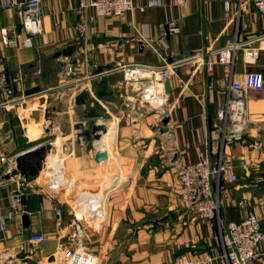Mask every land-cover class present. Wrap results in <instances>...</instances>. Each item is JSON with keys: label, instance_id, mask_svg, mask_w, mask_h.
<instances>
[{"label": "crops", "instance_id": "1", "mask_svg": "<svg viewBox=\"0 0 264 264\" xmlns=\"http://www.w3.org/2000/svg\"><path fill=\"white\" fill-rule=\"evenodd\" d=\"M81 1H43V33L25 47L16 36L24 6L0 0V77L12 86V96L0 87V207L6 211L15 204L17 212L0 240V264H61L59 254L73 251L81 240L87 252L99 256V264H174L181 255H213L221 247L218 221L187 213L180 201L179 167L195 163L200 153L216 160L223 151L240 177L234 184L214 183L223 223L243 219L245 208L238 204L244 201L264 230V45L254 64L245 63L242 49L230 64L209 53L223 48L229 35L239 42L264 35V18L254 4L133 0V10L120 17L87 9L80 33L76 9ZM8 39L16 43L7 44ZM260 41L264 37L254 45ZM69 46L72 56L62 53ZM196 53L199 61L192 60ZM184 54L169 79L172 109L164 124L159 109L149 108L130 87H142L146 80L127 83L126 68L160 67L163 59L170 63ZM209 61L214 62L211 75ZM103 67L109 70L100 72ZM140 73L151 71L141 67ZM235 80L249 91L250 124L241 140L223 143L218 111ZM34 88L38 93L27 96ZM79 122L111 127L113 141L103 146L107 160L95 157L98 140L78 141L74 125ZM64 127L69 131L63 133ZM47 142L56 144L48 157L56 170L63 169L64 158L72 193L53 181L57 173L49 165L28 179L19 173L7 178L18 155ZM54 198L65 210L61 227L51 206ZM36 234L46 240L32 242ZM117 248V258L110 260ZM259 249L254 264H264V243Z\"/></svg>", "mask_w": 264, "mask_h": 264}, {"label": "built area", "instance_id": "2", "mask_svg": "<svg viewBox=\"0 0 264 264\" xmlns=\"http://www.w3.org/2000/svg\"><path fill=\"white\" fill-rule=\"evenodd\" d=\"M45 0H26L23 3H18L17 0H8V4L18 3L24 6L20 32L16 36L23 38L22 44L25 47H30L33 44V39L43 33L41 19V4ZM181 4L183 0H175ZM243 1V0H241ZM258 12L264 18V0H250ZM156 4V1L152 2ZM230 4L226 3V8L229 9ZM92 8L96 16L105 17H120L124 13L132 11L134 8L133 0H82L79 7L76 9L81 21L77 25L78 32L84 31V19L87 9ZM170 24V28L174 25ZM57 29H59L57 27ZM259 38H251L247 41L239 42L234 36H226V45L218 50L209 51L210 54H219L220 62L230 64L233 54L238 49L243 50V58L246 64H254L257 61L259 52L263 48L264 42L260 41L257 45L255 42ZM6 43H16L15 39L7 40ZM201 53H196L192 60L199 61ZM183 60L168 62L163 59V65L160 67H144V66H128L126 68L125 80L127 83H140L146 80V84L142 87L130 85L132 91L138 90L136 94L149 108L159 109L160 114L165 115L172 109L168 103V94L164 89V82L170 79L175 73L179 64ZM206 70L209 75L214 71V62H206ZM145 68L150 70V74H142L140 70ZM69 71H72V66H69ZM9 79L1 76L0 87L11 82ZM20 79L13 78V83H19ZM254 87L261 88V77L257 75L254 78ZM248 98L249 91L247 87L240 81H232L228 88V97L226 103L218 111V119L220 122L219 131L221 133L222 142L241 140L250 124L248 115ZM65 173L57 172L54 177L55 182H60L67 191L73 192V184L65 180ZM240 179L236 172V167L233 160L223 151L219 154L216 160L207 153H200L199 158L195 163L182 164L178 170V180L180 186V201L184 211L189 214L201 218L203 220L218 221L219 225V240L220 249L215 250L213 255L207 258L191 257L181 255L174 264H254L261 257L260 246L264 243V230L261 221L256 213L247 209V204L244 201L239 202L241 208H245V216L236 223L230 222L224 224L219 216L220 202L214 190V183L234 184ZM51 206L55 209L58 217L57 226L64 225L63 216L65 210L59 205V199L51 200ZM15 204L12 209L4 210L0 207V240H4V234L8 229V221L16 215ZM79 225H76V230ZM75 230V231H76ZM46 240L44 234H36L31 236V241L42 243ZM57 259L56 256H54ZM59 259L62 264H99L100 258L98 255L87 252L80 241L77 248L73 251H62L59 254Z\"/></svg>", "mask_w": 264, "mask_h": 264}, {"label": "water", "instance_id": "3", "mask_svg": "<svg viewBox=\"0 0 264 264\" xmlns=\"http://www.w3.org/2000/svg\"><path fill=\"white\" fill-rule=\"evenodd\" d=\"M168 30V28H166ZM143 46V45H142ZM74 48L69 46L63 50V54L66 56H72V50ZM187 54L178 56L175 61L181 60V57H184ZM92 67V62L89 63ZM109 68H101L100 72H106ZM165 92L169 95L171 93V81L168 79L164 82ZM5 90L8 96H12V86L10 83L7 84ZM38 93V91L34 89H30L26 92L27 96ZM169 118H163L162 123L167 124L169 122ZM76 130V137L80 143L90 144L94 140H99L103 133H106L107 129L104 125L100 124H86L84 122H79L74 125ZM167 129H163L162 132H166ZM56 148V144H50L46 146L45 144L42 146H38L31 150H26L17 156L15 163L16 168L11 172L10 175H7V178L11 176H15L18 173L23 176L25 179H28L32 176H37L41 172H43L49 165L48 157L52 151ZM95 157L98 161H104L108 158V153L105 151H98L95 154ZM166 221L165 219L162 222Z\"/></svg>", "mask_w": 264, "mask_h": 264}, {"label": "rangeland", "instance_id": "4", "mask_svg": "<svg viewBox=\"0 0 264 264\" xmlns=\"http://www.w3.org/2000/svg\"><path fill=\"white\" fill-rule=\"evenodd\" d=\"M67 129H68V130H67ZM67 131H69V128H67V127L62 128V132H63V133H66ZM63 135H65V134H63ZM48 141L50 142V141H52V140L49 139ZM52 143H54V140L52 141ZM45 145H46V146H49L50 143L47 142V143H45ZM64 162H65V161H64V158H63V161H62V167H61V168H63V169H61L62 172H65V170H64ZM58 164H59V163H58ZM49 166H51L50 169H49L51 173H52V172H53V173H55V172L57 173L58 170H56V167H55L54 165H52L51 162H50ZM54 170H55V171H54ZM58 172H59V171H58ZM15 198H16V197H15ZM16 199H17V198H16ZM119 249H120V248H117V249H114V250L112 251L113 254H112V256L110 257V260H113V259H116V258H117V253L119 252ZM121 250H122V247H121ZM106 260H108V259H106ZM61 264H62V262H61Z\"/></svg>", "mask_w": 264, "mask_h": 264}, {"label": "bare ground", "instance_id": "5", "mask_svg": "<svg viewBox=\"0 0 264 264\" xmlns=\"http://www.w3.org/2000/svg\"><path fill=\"white\" fill-rule=\"evenodd\" d=\"M111 128V127H110ZM110 128H107V131H106V133H103L102 134V136H101V138H100V140H98L97 141V145H99L100 144V151H105L106 152V149H104L103 148V146H110V143L113 141V135H110V131H111V129ZM110 129V130H109ZM108 131H109V135H107V133H108ZM114 131V130H113ZM97 147V146H96ZM108 159V158H107ZM106 159V160H107ZM115 164V163H114Z\"/></svg>", "mask_w": 264, "mask_h": 264}]
</instances>
